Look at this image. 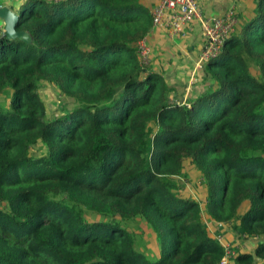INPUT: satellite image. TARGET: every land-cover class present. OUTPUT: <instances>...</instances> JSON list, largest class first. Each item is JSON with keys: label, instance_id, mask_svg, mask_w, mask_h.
Returning <instances> with one entry per match:
<instances>
[{"label": "trees", "instance_id": "1", "mask_svg": "<svg viewBox=\"0 0 264 264\" xmlns=\"http://www.w3.org/2000/svg\"><path fill=\"white\" fill-rule=\"evenodd\" d=\"M252 2L203 66L205 91L180 103L139 64L142 0H25L16 30L31 44L0 31V264H219L207 220L261 239L234 263L264 264V0ZM44 82L74 106L48 118ZM186 162L201 201L181 192Z\"/></svg>", "mask_w": 264, "mask_h": 264}, {"label": "crops", "instance_id": "2", "mask_svg": "<svg viewBox=\"0 0 264 264\" xmlns=\"http://www.w3.org/2000/svg\"><path fill=\"white\" fill-rule=\"evenodd\" d=\"M24 2L25 0H0V7H9L18 14ZM196 2L200 9L201 18L220 17L229 9L233 8L238 17V24L242 20L248 19L253 14L254 9L252 0H196ZM142 3H144L149 10L154 5L153 0H142ZM200 26L199 22L192 23V25L189 26L188 36L186 38L172 36L164 29L155 31L151 29L147 36L152 47L151 66L155 64L156 60L157 63L161 62L163 65L166 63L170 64L172 71L171 69H167V72L173 75L176 81L180 83V86L186 85L187 82V87L190 86L187 92L188 95L185 98L186 100L188 98H194L205 91V85H201V78L199 76H203V68L199 70L196 78L192 76V68L197 63L204 46V38ZM152 71L155 70L152 69ZM206 224L210 235L214 238L220 236L226 244L231 245L232 249L236 247V249H233L235 253H250L247 251H236L238 249L237 245L243 240L239 239L238 234L230 230V228H227L225 225L218 227V224L210 223L208 220ZM233 264H235L234 260Z\"/></svg>", "mask_w": 264, "mask_h": 264}, {"label": "built area", "instance_id": "3", "mask_svg": "<svg viewBox=\"0 0 264 264\" xmlns=\"http://www.w3.org/2000/svg\"><path fill=\"white\" fill-rule=\"evenodd\" d=\"M60 1V0H52ZM154 5L150 9L152 17V30H167L172 36L186 38L188 29L192 23H200L204 38V46L200 57L192 72L201 70L208 60L216 57L221 52L225 40L234 33L238 26V17L233 8L223 16L201 18L200 9L196 0H153ZM2 26L0 25V31ZM138 61L141 67L147 68L152 64V47L146 38L138 41L136 45ZM222 224H218L221 227ZM217 241L223 248L224 255L219 264H233L235 251L230 244H226L220 236Z\"/></svg>", "mask_w": 264, "mask_h": 264}, {"label": "rangeland", "instance_id": "4", "mask_svg": "<svg viewBox=\"0 0 264 264\" xmlns=\"http://www.w3.org/2000/svg\"><path fill=\"white\" fill-rule=\"evenodd\" d=\"M0 25L3 27L2 22L0 21ZM156 60V59H155ZM157 61V60H156ZM152 66L150 65V69L155 70L159 72L167 82L168 86L172 88L174 91L170 93V97L173 100H176V102L184 103L186 101V96L188 95V90L189 87L186 85L180 86V83L176 81V79L173 77V75L170 72H167V69H171L170 64L166 63L165 65L161 64V62H156ZM171 63V61H170ZM196 67L194 66L192 70L194 71ZM172 71V69H171ZM199 70L195 71L194 78L198 76ZM200 74V73H199ZM201 78V85L204 83L202 82V77L199 75ZM191 78V76H190ZM192 90V89H191ZM39 91L41 94L42 99L45 102V105L47 107V116L48 118H54L57 117L61 114L64 113V111L71 109L74 106V102L70 99H66L62 96H60L59 92L57 91L56 87L53 86L52 84L49 83H42L39 87ZM33 154H38V150L36 148L33 149L32 151ZM185 173L188 177V180H182L181 185H182V194L184 196L190 195L193 198L198 199L199 201L200 198L202 197V187L199 184V176L196 170L191 166L189 162L185 163ZM246 205V204H245ZM244 205V207H245ZM242 208V210L244 209ZM148 240L151 239V233L147 234ZM252 239V240H251ZM261 239L255 240V238H250L246 239L243 241H240V243L237 245L238 249L236 251L242 252V251H247V252H253L254 248L256 247L257 243ZM236 249V247H234ZM233 248V249H234Z\"/></svg>", "mask_w": 264, "mask_h": 264}, {"label": "water", "instance_id": "5", "mask_svg": "<svg viewBox=\"0 0 264 264\" xmlns=\"http://www.w3.org/2000/svg\"><path fill=\"white\" fill-rule=\"evenodd\" d=\"M19 20V15L9 7H0V21L3 24L1 38L18 39L19 41L31 44L32 38L26 31L18 32L16 24Z\"/></svg>", "mask_w": 264, "mask_h": 264}]
</instances>
